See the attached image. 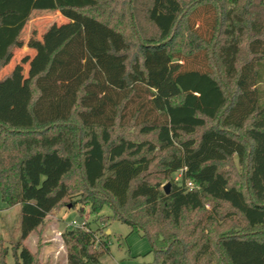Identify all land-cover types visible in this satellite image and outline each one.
Wrapping results in <instances>:
<instances>
[{"label":"trees","instance_id":"obj_1","mask_svg":"<svg viewBox=\"0 0 264 264\" xmlns=\"http://www.w3.org/2000/svg\"><path fill=\"white\" fill-rule=\"evenodd\" d=\"M34 10L71 30L26 80L30 123L0 118V195L19 206L9 264H38L23 240L73 195L141 231L149 264H264V0H0V71ZM62 240L67 264H116L90 228Z\"/></svg>","mask_w":264,"mask_h":264},{"label":"rangeland","instance_id":"obj_2","mask_svg":"<svg viewBox=\"0 0 264 264\" xmlns=\"http://www.w3.org/2000/svg\"><path fill=\"white\" fill-rule=\"evenodd\" d=\"M125 1L128 2L129 0ZM132 1L135 3V0ZM229 1L231 2V0ZM137 6L138 9L134 12L136 28L141 33L150 35L153 33V26L144 16L141 5ZM120 9L123 8L119 7L117 10L120 11ZM232 13L234 16L235 12ZM118 14V12L114 13L116 19ZM126 15H129V13L126 12ZM230 18L232 33L237 32L239 26L235 22V17L231 15ZM29 19L20 34L19 41L12 49L10 57L0 71V78L10 77L0 85V92L3 93L2 96L0 95L2 97L0 118L17 125L30 123V117L25 111V104L28 100L26 80L43 65L44 48H50L51 45L59 42L71 30L69 25L71 21L68 18H63L53 10H34ZM135 24L133 22L129 23V21L126 22L123 25L124 31L126 33L128 30L131 31ZM231 34L230 36H232ZM221 39V41L223 39L226 41L223 36ZM219 44L226 47L228 42L226 41L225 44L219 42ZM239 44L242 46V42ZM243 56L244 48L242 46L235 61L241 60ZM219 65L223 74H225L224 66L221 63ZM10 83L14 86L11 87ZM227 85L231 88V81L227 82ZM2 87L3 90H1ZM222 167L228 173H231L233 178L244 174V169L238 165L236 158ZM173 176L175 181L180 178L178 172L174 173ZM166 182L170 181L164 180L161 187ZM78 196L73 195L55 207L40 227L23 240V244L33 252L38 264H67L66 246L62 240V233L72 227L90 228L95 231L97 238L106 240L109 243L110 252L104 255L103 258V261L107 263L149 264L152 261L153 255L149 252L150 242L142 235L141 231H133L129 224L120 221V219L118 220L113 209L106 205L103 206L100 212H92L88 203L78 202ZM18 210V205L6 206L0 195V238L3 247L8 249V256L6 257L8 264L14 261L12 258L14 241L18 239L20 234Z\"/></svg>","mask_w":264,"mask_h":264},{"label":"water","instance_id":"obj_3","mask_svg":"<svg viewBox=\"0 0 264 264\" xmlns=\"http://www.w3.org/2000/svg\"><path fill=\"white\" fill-rule=\"evenodd\" d=\"M169 188H170V182H166V184L162 187V190L165 192V193H169Z\"/></svg>","mask_w":264,"mask_h":264},{"label":"built area","instance_id":"obj_4","mask_svg":"<svg viewBox=\"0 0 264 264\" xmlns=\"http://www.w3.org/2000/svg\"><path fill=\"white\" fill-rule=\"evenodd\" d=\"M187 184H188L189 186H192L191 182H188Z\"/></svg>","mask_w":264,"mask_h":264},{"label":"crops","instance_id":"obj_5","mask_svg":"<svg viewBox=\"0 0 264 264\" xmlns=\"http://www.w3.org/2000/svg\"><path fill=\"white\" fill-rule=\"evenodd\" d=\"M59 13V12H58ZM60 14V13H59ZM70 21V20H69Z\"/></svg>","mask_w":264,"mask_h":264}]
</instances>
